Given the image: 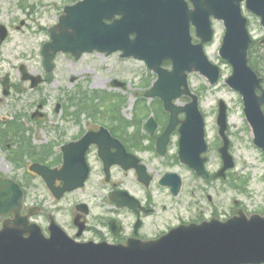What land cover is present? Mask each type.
<instances>
[{"label":"water","instance_id":"95a60500","mask_svg":"<svg viewBox=\"0 0 264 264\" xmlns=\"http://www.w3.org/2000/svg\"><path fill=\"white\" fill-rule=\"evenodd\" d=\"M196 9L189 11L184 0H82L73 6L64 7L58 24L49 29V42L43 45L42 53L47 69L53 66L51 58L57 51H69L79 56L83 51L98 49L107 53L123 49L124 55L133 54L147 61L159 75L158 81L146 92L147 96H159L170 112L168 126L157 138L156 149L164 155L169 133L179 127V158L199 174L204 170L206 151L204 123L197 109L196 97L186 85V71L203 69L211 82L216 81L218 70L211 71L195 46L190 45L189 21L208 31L207 16L213 13L224 19L226 31L220 48L222 57L234 67L227 79L230 87L240 91L246 99V114L253 127L254 142L264 149V119L259 111L261 99L255 97L258 84L255 74L246 64L248 40L243 24L238 22L240 0H192ZM250 6L259 9L256 0H247ZM261 13V12H259ZM119 15L115 18L114 15ZM264 17V13H261ZM194 17V18H193ZM112 19L106 23L104 19ZM264 21V18H263ZM197 26V25H196ZM199 30V27L197 26ZM135 33L132 41L129 34ZM6 36L1 29V40ZM244 36V37H243ZM245 38V40H244ZM244 40V41H243ZM152 54L150 59L147 55ZM173 57L172 70L160 66L162 57ZM205 69H207L205 71ZM27 76L24 75V78ZM37 79L34 78L36 84ZM184 85V89H181ZM190 94L192 101L185 107H176L172 98L181 92ZM6 92V90H5ZM184 110L186 117L177 118ZM220 133L224 136L225 107L221 103L218 119ZM152 118L145 128L152 131ZM99 145V154L107 168L117 162L126 167L136 165L137 159L123 151L121 144L112 139L107 130L87 132L78 142L63 146L64 164L61 169H49L35 163L31 169L43 176L56 197L72 187L70 168L80 180L86 177L87 165L84 151L89 144ZM113 145L117 152L109 153ZM228 140L220 148L223 167L219 173L233 166L228 153ZM71 160L76 168L71 167ZM142 178L144 167H137ZM173 177V178H172ZM65 180L63 187H55L54 179ZM179 179V180H178ZM72 180V181H79ZM162 184L172 185V192L179 189L180 178L176 173H165ZM76 185V184H74ZM22 192L8 179L0 178V215L12 213L13 218L3 221L0 229V264H263L264 263V216L244 214L224 223L212 221L200 225L180 226L160 239L141 242L135 239L125 244L77 242L71 239L55 222L48 227V236L35 223L22 216ZM113 199V198H112ZM124 203L129 205V202Z\"/></svg>","mask_w":264,"mask_h":264},{"label":"rangeland","instance_id":"374dc122","mask_svg":"<svg viewBox=\"0 0 264 264\" xmlns=\"http://www.w3.org/2000/svg\"><path fill=\"white\" fill-rule=\"evenodd\" d=\"M74 1L76 0H0V22L5 24L10 31L7 40L0 44V77L8 72L13 83L16 84V90L11 93L9 101L0 102V119H8L13 114L17 116L18 122H22V117H24L23 133L26 136L21 138L20 142L23 144L20 145L18 151L15 143L12 142L15 138H4L0 144V173L15 176L18 174V178L25 184L28 204L35 200H42L45 209L54 210L56 207L55 210L60 209L66 217L64 212H68L67 207L71 202L68 196L59 202H54L45 185L25 171L28 164L32 162V157L22 159L21 166L23 164L24 166L14 167L10 162L9 153L22 154L23 151L25 153L29 144L36 145L37 150L47 145V147H42V153L50 149L54 152L70 137L79 134L82 128L98 124L109 126L111 125L110 120L114 117L118 118V122L122 119V123L126 120H139L137 122L139 136L142 134L140 122L144 121L148 115L152 114L159 125H162L165 120V114L156 101L146 98V100L143 99L144 102H139L137 110L134 107L135 99H142V94L150 86L154 74L147 70L141 62H122V59L117 58L116 55L105 56L92 52L75 59L69 54L58 53L55 58V68L45 75V83L35 89H30L29 85L22 82L18 72L20 63L26 64L28 69L34 73L45 72L40 48L42 43L48 39L47 28L57 22L63 6ZM21 20H24L25 25L17 29L16 26ZM250 25L254 28L257 26L252 17H250ZM222 33V24L215 22V37L207 47L209 58L221 67L218 83L211 86L203 76L195 72L189 74L188 82L199 95L200 108L205 117L206 138L210 145L207 169L214 172L219 167V158L214 148L216 145L214 137L217 136L216 104L220 98L224 99L228 105V135L236 166L230 171L232 182L229 178L200 180L203 195L201 204L207 208V211H201V214H208L219 203L224 208L235 200L241 205H246L251 212H261L264 211V154L255 148L252 142L250 128L243 115L240 96L225 82L231 69L218 55ZM260 34L259 30H253L255 37H259ZM115 79L124 81V86L113 85L111 81ZM79 89L83 91L80 92V97L82 94L85 95L81 99L87 98L88 102L78 101L76 104H67V98L73 101L75 95L73 91ZM90 90L111 92L112 98L94 102L89 96ZM2 96L0 84V98ZM37 105H41L39 110L42 111L43 117L36 115L31 118L30 114L36 110ZM5 128L18 132V123L16 120L10 121ZM126 132L128 134V131ZM176 139L173 137L171 140L167 158L177 149ZM5 144H8L9 150L6 149ZM144 155L152 163L151 167H156L159 172L166 171L167 168L176 170L182 176L185 188L190 186L192 173L189 170L179 166H169V160L165 158L168 161H163V157L157 155L153 148L145 151ZM152 188L157 194L167 193L165 189L156 184ZM208 194L212 197L210 203L206 198ZM196 197L199 202L197 195ZM102 205L101 200H95L92 204V214L97 215L102 212L105 215L106 212ZM180 210V199L178 198L175 206L166 213V216L172 217ZM35 220L45 225L46 220L42 217H35Z\"/></svg>","mask_w":264,"mask_h":264},{"label":"flooded vegetation","instance_id":"af4514ba","mask_svg":"<svg viewBox=\"0 0 264 264\" xmlns=\"http://www.w3.org/2000/svg\"><path fill=\"white\" fill-rule=\"evenodd\" d=\"M259 12L264 13V0L261 2ZM242 13L246 20V29L250 35L248 58L252 67L261 79L262 89H264V17L262 15L255 14L246 6L242 8ZM250 17L255 20L257 25L255 28L250 25ZM254 29L259 30V33H261L259 37H255L253 35ZM192 32H195L194 28H192ZM193 41L194 43H197L200 41V38L194 36ZM209 44L210 43L205 44V47ZM167 61L168 59H165L163 63L166 64ZM258 93L260 94L261 91H258ZM262 109L264 112V104L262 105ZM136 125V120H132L129 124H123L119 129V132H121L119 135L115 134L113 132L114 129L110 126H107V129L112 137L118 139L124 145L127 152L138 157L140 162L146 165L148 173L152 175V180L148 183V185H145L144 182L138 181V176L134 168L124 169L120 165L111 166L109 169V178L106 179L103 171V163L97 155L98 148L95 145H91L86 152L89 174L84 182V185L66 194L71 200L69 214L65 217L60 211H55L56 218L58 217V222L68 234L79 240H106L111 243H123L129 238L149 240L159 237L171 227L180 224L197 223L210 217L226 220L234 216L239 210L247 212V206L243 204L241 205V203L235 200L232 201L229 206H224V208H222L219 203V205L211 209L208 214L202 215L201 211H207V208L203 207L201 204L203 195L201 194L199 184L200 177L195 174L192 176L190 186L186 188L182 180L181 188L178 190L176 195H172L170 190L163 195L154 193L151 186L156 177L160 176L158 174L159 170H157L156 167H151L152 163L149 161L148 157H145L144 152L151 150L153 142H155L160 130L157 128L155 132L148 134L142 129V134L139 136V129L138 127L136 128ZM97 127L98 125L93 127L86 126L81 129L82 131L79 134L70 137V139L66 142L78 140L84 132L88 130H96ZM126 131H128V134H126ZM215 141L216 145L214 148L215 152L218 154V147L220 144L216 138ZM128 142L131 143V145H128ZM209 147L210 146H208V148ZM110 150L111 152H115L116 148L110 147ZM230 150H232L231 145ZM14 153L19 155L17 152ZM218 165H221L220 158ZM27 172L32 176H37L29 171ZM227 178H229L232 182V172H224V175L221 176L220 179ZM213 179L219 180L216 178ZM55 184L61 185L62 181H56ZM103 190L106 192L101 193L100 199L104 203L109 204L110 192L125 190L130 195L138 199V204L131 209L127 207H116L113 204L111 210L113 218L101 217L104 215L102 212L94 215L92 214L88 200L90 198L96 199L94 191L101 192ZM185 195L187 197V201H185ZM196 195L199 198V202ZM178 198L180 199L181 210L174 213L173 217L166 216V213L173 209L175 203L178 201ZM206 198L209 203L212 201L211 195L208 194ZM79 203H85L88 206L87 213H82L76 208V205ZM74 219H76V221ZM112 220L116 223L114 228L111 224ZM76 222H82V231H79V227Z\"/></svg>","mask_w":264,"mask_h":264}]
</instances>
